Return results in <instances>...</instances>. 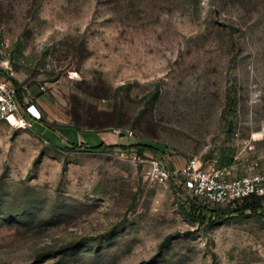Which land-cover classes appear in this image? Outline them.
<instances>
[{"label":"rangeland","instance_id":"rangeland-1","mask_svg":"<svg viewBox=\"0 0 264 264\" xmlns=\"http://www.w3.org/2000/svg\"><path fill=\"white\" fill-rule=\"evenodd\" d=\"M0 71L37 114L0 120V264H264V213L198 220L151 171H248L264 0H0Z\"/></svg>","mask_w":264,"mask_h":264},{"label":"built area","instance_id":"built-area-1","mask_svg":"<svg viewBox=\"0 0 264 264\" xmlns=\"http://www.w3.org/2000/svg\"><path fill=\"white\" fill-rule=\"evenodd\" d=\"M6 68L9 75H12V68ZM9 75L6 80L0 79V120L27 126L30 124L28 114L31 115L30 107L33 105L24 102V98L22 101L18 100L17 88ZM40 88L44 89V86L41 85ZM263 139L264 132L258 136L252 134L246 144L252 156L250 166L246 173L239 176L230 175L226 165L205 164L197 157L189 158L174 170L163 161L152 159L151 171L161 182L180 176V183L202 204L227 205L252 195L264 196V148L256 149L257 142Z\"/></svg>","mask_w":264,"mask_h":264},{"label":"trees","instance_id":"trees-1","mask_svg":"<svg viewBox=\"0 0 264 264\" xmlns=\"http://www.w3.org/2000/svg\"><path fill=\"white\" fill-rule=\"evenodd\" d=\"M20 46V44H19ZM11 82L16 86L17 88V97L19 101H22L23 93L21 92V84L15 80L14 78H10ZM76 129L79 130L78 127H75ZM73 145L71 146L70 149H76L80 145L77 142H72ZM114 145V144H112ZM124 147H127L128 145H134L137 146L140 152H143L144 148L149 146V144H141L138 142H132L130 144H122ZM111 146L110 144H106L104 141H100L98 144L90 146L91 149L94 150H99L104 147ZM194 201L190 203V206L188 209H186V213L189 215H192L193 217H196L198 220L205 221L207 218L211 219L214 217V220H221L225 217L227 211L219 208V207H214L210 206L207 204H202L197 201L195 197H193ZM235 205V206H230V207H235L233 209L234 211H237L239 213H245L247 210L250 211L253 214H261L264 213V196H248L242 201H236L234 203H230L228 205Z\"/></svg>","mask_w":264,"mask_h":264},{"label":"crops","instance_id":"crops-1","mask_svg":"<svg viewBox=\"0 0 264 264\" xmlns=\"http://www.w3.org/2000/svg\"><path fill=\"white\" fill-rule=\"evenodd\" d=\"M3 72H1L0 71V79L2 78V76H3ZM34 110H36L34 107L32 108V106L30 107V111H31V118H33V119H35L34 117H36V111H34ZM115 141H116V138L114 139Z\"/></svg>","mask_w":264,"mask_h":264},{"label":"water","instance_id":"water-1","mask_svg":"<svg viewBox=\"0 0 264 264\" xmlns=\"http://www.w3.org/2000/svg\"><path fill=\"white\" fill-rule=\"evenodd\" d=\"M123 135H125V132H121V133H120V136H123Z\"/></svg>","mask_w":264,"mask_h":264},{"label":"bare ground","instance_id":"bare-ground-1","mask_svg":"<svg viewBox=\"0 0 264 264\" xmlns=\"http://www.w3.org/2000/svg\"><path fill=\"white\" fill-rule=\"evenodd\" d=\"M14 121V119H12ZM258 135H260V133H257ZM256 135V134H255ZM257 136V135H256Z\"/></svg>","mask_w":264,"mask_h":264}]
</instances>
